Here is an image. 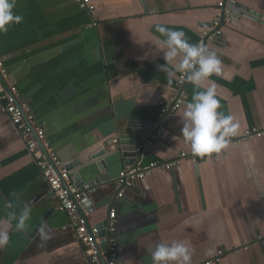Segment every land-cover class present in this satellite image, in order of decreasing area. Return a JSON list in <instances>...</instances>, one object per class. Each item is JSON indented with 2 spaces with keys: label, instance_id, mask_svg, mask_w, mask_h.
<instances>
[{
  "label": "crops",
  "instance_id": "0c3cea01",
  "mask_svg": "<svg viewBox=\"0 0 264 264\" xmlns=\"http://www.w3.org/2000/svg\"><path fill=\"white\" fill-rule=\"evenodd\" d=\"M219 1L89 0L93 10L88 12L73 0H17L15 11L23 22L0 33L6 86L17 87L18 102L28 104L64 169L73 159L82 160L73 170L80 178L72 175L76 186L95 189L92 205L85 204L81 215L96 226L115 211L111 235L121 251L120 264H153L151 252L162 241L185 242L191 264H205L219 249L218 264H264V139L230 145L203 162L185 159L171 171H152L123 199L115 188L127 167L119 155L120 139L151 135L159 103L176 95L179 73L169 83L157 69L165 63L166 49L156 25L182 30L195 44L212 31ZM236 1L247 17L223 25L219 41L208 45L223 65L222 73L210 78L221 111L240 124L231 140L264 124V0ZM209 86L206 80L199 90ZM193 93L186 79L183 106L146 147L140 166L192 154L181 128ZM83 159L92 164L103 159L106 166L87 167ZM25 205L31 207L28 228L16 231L13 223L8 229L0 264H88L70 217L58 211L0 102V221ZM41 226L51 230L44 242Z\"/></svg>",
  "mask_w": 264,
  "mask_h": 264
},
{
  "label": "built area",
  "instance_id": "2783aa9c",
  "mask_svg": "<svg viewBox=\"0 0 264 264\" xmlns=\"http://www.w3.org/2000/svg\"><path fill=\"white\" fill-rule=\"evenodd\" d=\"M81 9L91 12L93 6L89 0H73ZM237 4L236 0H220L217 4L219 9L218 15L211 22L212 31L203 32L199 38V44L208 47L209 44L219 41L221 36L220 28L223 25H231L233 23L234 13L232 8ZM7 72L0 60V102L2 103V111L9 119L11 125L19 134L27 151L34 159L35 165L40 170L44 183L48 186L57 201L58 211L65 213L70 217L72 230L75 238L83 248L84 256L88 264H120L121 251L115 238L111 235L115 228V211L111 210L107 217L106 236L96 239L99 232L96 226L87 228L84 216H80L76 211V205L83 207L85 197L91 198L95 191L92 185H82L77 187L73 181L72 175L66 171L57 153L53 150L48 142L45 130L41 125L35 123L30 113V108L25 102H18L19 93L16 86H6ZM187 79V75L179 73L175 85V96L168 101L159 103L160 111L156 122L154 123L153 133L146 140L144 147H138L137 154L142 157L146 152V147H151L156 136L164 129L166 125H170L174 115L184 104L183 88ZM264 139V124L261 127H251L246 130L241 137L231 140L230 145L237 147L241 141L250 139ZM117 143V140L113 141ZM213 153L206 156H194L187 153H181L178 158L169 162H152L147 166H140L139 161L134 167L123 168L116 181L115 188L117 198L123 199L127 189L132 188L137 181L145 179V176L155 170L171 171L179 167L180 162L185 159H191L195 163L203 162L221 153ZM259 237L258 240H262ZM102 247L103 249H101ZM247 250V247H243ZM223 256V250L216 251L215 257L207 261L205 264H218Z\"/></svg>",
  "mask_w": 264,
  "mask_h": 264
},
{
  "label": "clouds",
  "instance_id": "9594fccd",
  "mask_svg": "<svg viewBox=\"0 0 264 264\" xmlns=\"http://www.w3.org/2000/svg\"><path fill=\"white\" fill-rule=\"evenodd\" d=\"M17 0H0V33H6L13 24H20L24 17L17 14L15 9ZM158 32L164 39L160 44L166 51L163 53L165 61L157 65L158 71L165 72L169 83L177 73L187 75V79L194 86V93L190 102L184 106L183 127L181 134L186 142L190 144L194 156H206L220 153L226 150L231 143V138L239 134L240 124L232 115H225L222 104L217 98V84L212 76L222 73L223 65L214 51L199 43H190L186 33L182 30H172L164 25H156ZM177 58H180L178 62ZM208 81L210 84L204 90L202 83ZM83 203L90 201L85 197ZM12 209L11 203L7 204ZM31 219V207L25 205L18 213L15 210L8 211L6 218L0 224V249L9 244V228L13 223L16 231H26L28 221ZM50 229L41 226L39 229L42 242L51 238ZM211 250L208 255H211ZM153 264H191L192 251L182 241H173L171 244L160 242L151 252Z\"/></svg>",
  "mask_w": 264,
  "mask_h": 264
},
{
  "label": "water",
  "instance_id": "95a60500",
  "mask_svg": "<svg viewBox=\"0 0 264 264\" xmlns=\"http://www.w3.org/2000/svg\"><path fill=\"white\" fill-rule=\"evenodd\" d=\"M231 11L234 13L233 15V19H238V16H244L247 17V15H245L244 13L247 12V10L240 5V4H236L234 6V8L231 9ZM249 12V11H248ZM236 16V17H235ZM249 18V17H248ZM184 87V86H183ZM183 88L181 89L182 92ZM154 127V124L152 125V128ZM153 133V132H152ZM151 135H149L148 137H150ZM148 137H143V139H147ZM144 141L142 140V138L140 136H128V137H124V139H120L119 141V155L121 156V158L124 161V165L127 167H134L139 161H141L142 156L140 154H137V149L138 147L143 148L144 147ZM84 161H86L85 164H88L89 161L83 159ZM82 160H79L78 158H75L71 161V164L67 165L65 167V170L68 172H72L70 173L71 175H73L75 177L76 180H80V178L78 177L79 175H77L76 173L73 172V170L76 169V167L82 166L81 164ZM94 165L97 166L98 169L101 170V168L105 167V161L103 159L93 163ZM92 163H89V165L87 167H91V165H93ZM73 166V167H72ZM86 167V169H87ZM85 168V167H84ZM90 201L89 204H87L88 206L92 205L93 200L91 198L88 199ZM81 209L82 207L76 205V211L77 213L81 215ZM84 221H85V225L87 228H90L91 225L88 222V220L84 217ZM107 226V219L104 220L103 222H101L99 225H96V228H98L99 232L96 236V239L98 238H103L104 236H106V228ZM101 249H103L102 247H100Z\"/></svg>",
  "mask_w": 264,
  "mask_h": 264
}]
</instances>
